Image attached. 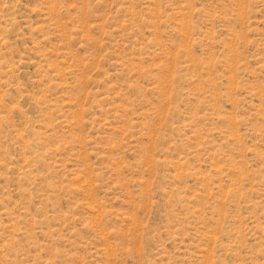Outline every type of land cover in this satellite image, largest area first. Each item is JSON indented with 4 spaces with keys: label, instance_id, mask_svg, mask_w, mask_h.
<instances>
[{
    "label": "rangeland",
    "instance_id": "rangeland-1",
    "mask_svg": "<svg viewBox=\"0 0 264 264\" xmlns=\"http://www.w3.org/2000/svg\"><path fill=\"white\" fill-rule=\"evenodd\" d=\"M0 264H264V0H0Z\"/></svg>",
    "mask_w": 264,
    "mask_h": 264
}]
</instances>
